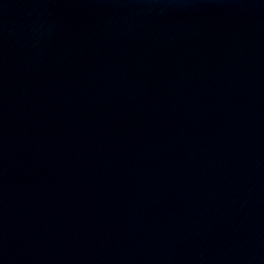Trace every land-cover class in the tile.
Listing matches in <instances>:
<instances>
[{"label":"water","instance_id":"obj_1","mask_svg":"<svg viewBox=\"0 0 264 264\" xmlns=\"http://www.w3.org/2000/svg\"><path fill=\"white\" fill-rule=\"evenodd\" d=\"M0 264H264V0H0Z\"/></svg>","mask_w":264,"mask_h":264}]
</instances>
